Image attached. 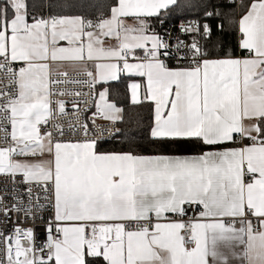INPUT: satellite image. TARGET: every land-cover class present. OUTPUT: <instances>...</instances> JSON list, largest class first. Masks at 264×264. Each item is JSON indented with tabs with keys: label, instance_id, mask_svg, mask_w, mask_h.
<instances>
[{
	"label": "snow or ice",
	"instance_id": "1",
	"mask_svg": "<svg viewBox=\"0 0 264 264\" xmlns=\"http://www.w3.org/2000/svg\"><path fill=\"white\" fill-rule=\"evenodd\" d=\"M179 7L0 0V264H264V0Z\"/></svg>",
	"mask_w": 264,
	"mask_h": 264
},
{
	"label": "trees",
	"instance_id": "2",
	"mask_svg": "<svg viewBox=\"0 0 264 264\" xmlns=\"http://www.w3.org/2000/svg\"><path fill=\"white\" fill-rule=\"evenodd\" d=\"M192 3H196L197 0H191ZM217 2H222V0H217ZM247 2V0H245ZM178 3L181 5V7L176 8L175 10L171 11L170 13V19H167L163 26L159 24L158 21H153V26L156 28V31L161 34L164 31V28L167 24L171 22H179L184 21L188 19H196L199 16V10L198 9H190L184 7L185 4L189 3V0H178ZM231 7V6H229ZM225 11L227 12L228 9L226 8ZM236 19H239V13L236 14ZM213 24H216L220 22V18L213 19L211 21ZM225 28H226V41L229 44H234L236 42V32L234 31L233 27L228 25L225 21ZM115 90L118 91L120 94L116 96L115 98L119 102V105L121 107L125 108L126 113V119L130 121L129 124L124 125L126 128H132L134 131H139L141 134L146 131L147 123L150 120V113L142 109L140 107L131 106L124 96V85L118 84L115 86ZM141 121V126L139 129H137L136 121ZM122 143V141L117 140L112 143L106 144L105 148L107 150H115L119 148V145ZM182 152H186V150H181Z\"/></svg>",
	"mask_w": 264,
	"mask_h": 264
},
{
	"label": "built area",
	"instance_id": "3",
	"mask_svg": "<svg viewBox=\"0 0 264 264\" xmlns=\"http://www.w3.org/2000/svg\"><path fill=\"white\" fill-rule=\"evenodd\" d=\"M188 20H192V19H188ZM185 21L187 20L179 21V22H171L167 24L164 28L163 33H161V35H165L166 31L171 32L173 35L177 34L180 23L185 22ZM98 123H106V122L98 121ZM37 231H38V236L41 240L46 239V234L44 233L42 226H38Z\"/></svg>",
	"mask_w": 264,
	"mask_h": 264
}]
</instances>
